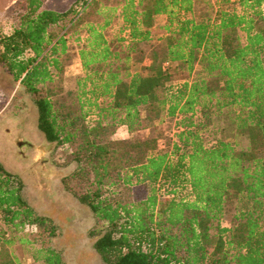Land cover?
Here are the masks:
<instances>
[{"label":"trees","instance_id":"obj_1","mask_svg":"<svg viewBox=\"0 0 264 264\" xmlns=\"http://www.w3.org/2000/svg\"><path fill=\"white\" fill-rule=\"evenodd\" d=\"M70 38L81 72L65 91ZM143 61L148 74L133 73ZM0 64L45 139L70 149L74 177L91 180L77 198L105 224L104 264H264V0H27ZM163 118L172 135H139ZM20 190L0 167V264H18L16 242L62 264Z\"/></svg>","mask_w":264,"mask_h":264},{"label":"rangeland","instance_id":"obj_2","mask_svg":"<svg viewBox=\"0 0 264 264\" xmlns=\"http://www.w3.org/2000/svg\"><path fill=\"white\" fill-rule=\"evenodd\" d=\"M26 1L27 0H0V38L4 35L9 34L16 22L18 17L25 11L26 9ZM42 3V7L47 9H52L56 11L66 10L74 0H40ZM155 23L157 25L164 24V18L159 17L156 19ZM116 30V29H115ZM69 43V59H66V68L64 70V78L66 82L64 83L65 91L73 90L74 88V79L80 75L81 68L79 59L77 57L78 45L73 41V38L68 40ZM143 53L147 54V45L142 46ZM140 61V59H139ZM146 62L135 63L132 67V72H136L141 75H146L148 72L144 69ZM60 97H64V95H60ZM32 110L36 107L33 103V99L30 96H27L22 91L19 90L18 84L14 83L12 77L7 73V71L0 64V115H7L9 111L15 114L25 113L27 109ZM174 124L175 120L170 118H163L160 122L148 123L146 120H142V128L140 129L139 135L149 138L154 137L156 135V130H163L166 135H172L174 132ZM225 127V134L227 137H232L231 126L228 121L225 120V117H221L220 121L216 122V126ZM115 140H123L128 138V133L126 128H119L116 134L112 137ZM246 141L242 143V146H245ZM159 145L162 147L163 142L160 141ZM70 149L66 147H61L60 145H56L54 149V160L55 166L60 169L61 179L59 181V185L69 197L77 200L80 205V212H74L72 219L69 222H63L67 219H57V222L52 221L50 218L43 217L42 214L45 212V209L39 206H27L33 211V214L37 217L46 219L53 226L54 233L52 234V240L50 241L51 248L54 247L55 250H60L63 248L64 251H57L61 258L62 264H104L101 261V258L95 251H74L73 249H69V246L73 245L69 244L68 237L72 235H78L81 232L83 227L87 226V231L89 233L88 239L85 243H82L85 248L91 249L92 241L96 240L98 237V232L104 230V223H101L96 220L91 211L87 206L81 204L78 201L77 196L82 194L84 189L88 187L91 180H86L74 177V173L77 169V164L72 160V156L70 154ZM19 184L20 182L16 180ZM21 187V184H20ZM21 191V190H20ZM25 193H21L23 200ZM78 207V206H76ZM50 214V213H49ZM54 217V216H52ZM71 218V217H68ZM55 219V218H54ZM229 220V215H225L222 219V225L227 226V221ZM64 225L67 226V229H64ZM72 234V235H70ZM55 237H58V241L55 242ZM55 238V239H54ZM80 241V240H78ZM78 241L76 243H78ZM15 247L12 249L13 256L17 259L18 264H42V263H34L31 258V252L24 246L19 243H15ZM54 250V251H55ZM69 250V251H67Z\"/></svg>","mask_w":264,"mask_h":264},{"label":"flooded vegetation","instance_id":"obj_3","mask_svg":"<svg viewBox=\"0 0 264 264\" xmlns=\"http://www.w3.org/2000/svg\"><path fill=\"white\" fill-rule=\"evenodd\" d=\"M56 145L48 142L38 130L35 109L29 108L25 113L19 114L9 111L5 116L0 115V167L20 182V192L25 193V200L22 195L20 197L25 203L32 207L42 206L45 209L42 216L54 222H57L58 217L67 219L63 222H69L74 212H80L81 208L77 200L66 195L59 185L62 174L54 163L56 158L53 152ZM72 220L79 222L76 218ZM63 227L68 230L66 225ZM88 235L86 226L84 229L82 227L78 235L68 237L69 244L73 245L69 249L95 251V240L92 241L91 249L82 244L86 242ZM55 238L54 241L57 242L58 237ZM56 251L64 250L61 248Z\"/></svg>","mask_w":264,"mask_h":264},{"label":"built area","instance_id":"obj_4","mask_svg":"<svg viewBox=\"0 0 264 264\" xmlns=\"http://www.w3.org/2000/svg\"><path fill=\"white\" fill-rule=\"evenodd\" d=\"M29 230H30L31 232H37L36 227H33V226L29 227Z\"/></svg>","mask_w":264,"mask_h":264},{"label":"crops","instance_id":"obj_5","mask_svg":"<svg viewBox=\"0 0 264 264\" xmlns=\"http://www.w3.org/2000/svg\"><path fill=\"white\" fill-rule=\"evenodd\" d=\"M51 10H52V9H51ZM15 245H16V244H13V245L11 246L10 251H12V249L15 247ZM52 249L55 250L54 247H52ZM55 251H56V250H55Z\"/></svg>","mask_w":264,"mask_h":264}]
</instances>
